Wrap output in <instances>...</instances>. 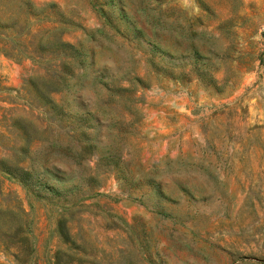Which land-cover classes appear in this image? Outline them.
I'll list each match as a JSON object with an SVG mask.
<instances>
[{"label":"rangeland","instance_id":"rangeland-1","mask_svg":"<svg viewBox=\"0 0 264 264\" xmlns=\"http://www.w3.org/2000/svg\"><path fill=\"white\" fill-rule=\"evenodd\" d=\"M0 208L32 264H264V0H0Z\"/></svg>","mask_w":264,"mask_h":264},{"label":"trees","instance_id":"trees-1","mask_svg":"<svg viewBox=\"0 0 264 264\" xmlns=\"http://www.w3.org/2000/svg\"><path fill=\"white\" fill-rule=\"evenodd\" d=\"M5 172L9 177L17 179L25 186H29L37 194L39 189L56 190L54 185H50L47 180L42 181L40 178L35 177L30 169H25L19 166L18 161L13 160L6 162ZM57 232L65 244L74 245L71 240L69 230L67 228L66 217L63 213L56 220ZM0 246L4 249H9L10 246L15 247L14 256L23 262L32 261V254L35 251L34 238L27 221L21 219L20 214L14 209H1L0 208ZM82 257L76 254L69 253L62 249H57L53 252L49 264H81ZM32 264V263H31Z\"/></svg>","mask_w":264,"mask_h":264}]
</instances>
